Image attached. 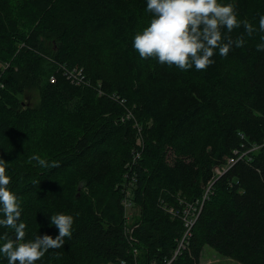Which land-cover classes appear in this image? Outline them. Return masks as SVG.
Here are the masks:
<instances>
[{"label":"trees","instance_id":"trees-1","mask_svg":"<svg viewBox=\"0 0 264 264\" xmlns=\"http://www.w3.org/2000/svg\"><path fill=\"white\" fill-rule=\"evenodd\" d=\"M220 2L256 31L222 29L243 46L182 71L133 47L147 0H0V159L18 222L34 240L58 235L52 215L74 219L36 264H200L206 245L264 264V0ZM126 190L140 212L133 242Z\"/></svg>","mask_w":264,"mask_h":264},{"label":"clouds","instance_id":"clouds-1","mask_svg":"<svg viewBox=\"0 0 264 264\" xmlns=\"http://www.w3.org/2000/svg\"><path fill=\"white\" fill-rule=\"evenodd\" d=\"M147 11L153 14L148 26L134 36L133 47L141 59L156 58L160 64L176 66L187 71L193 66L197 71L206 70L214 61V50L220 56H227L230 48L242 47L243 37L233 40L225 38L222 29L228 33L243 26L251 36L256 28L247 21H240L232 4L220 0H147ZM259 31L264 32V15L259 18ZM264 40V37H261ZM257 51H264V43L257 45ZM41 167H48V161L34 154ZM11 177L7 166L0 159V226L14 230V239L8 233L0 235V254L8 264H36L50 249L63 247L65 238H71L74 219L71 215L58 213L51 216V224L58 229L52 235H38L34 240H25L26 224L20 221L21 207L16 194L10 190Z\"/></svg>","mask_w":264,"mask_h":264},{"label":"rangeland","instance_id":"rangeland-1","mask_svg":"<svg viewBox=\"0 0 264 264\" xmlns=\"http://www.w3.org/2000/svg\"><path fill=\"white\" fill-rule=\"evenodd\" d=\"M0 69L2 68L0 67ZM0 79H1V76H0ZM26 97H28V99L34 103H37L38 101V93L36 90L29 91ZM139 213L140 212H139L138 207H134V209L131 210L129 214L130 216L129 219H131V222H130L131 227H134L132 222L135 219V217L139 215ZM129 219L127 218L126 211H125V223ZM200 264H243V263L231 257L222 255L214 247L210 245H206L200 257Z\"/></svg>","mask_w":264,"mask_h":264},{"label":"built area","instance_id":"built-area-1","mask_svg":"<svg viewBox=\"0 0 264 264\" xmlns=\"http://www.w3.org/2000/svg\"><path fill=\"white\" fill-rule=\"evenodd\" d=\"M9 66H10V63H8V62H4V63H1L0 62V67L1 68H5L6 69ZM0 76H1V74H0ZM4 85H5V83L0 79V89L3 88ZM237 160H238V157H236V156L235 157H231L229 159L228 163L222 169L221 168H217L216 169V172L219 173V174L223 173L229 167H231ZM123 202L125 204V211H126L127 218L129 219L130 218L129 214H130L131 210L134 209V202H133V199H132V195H131V191L130 190H126V196H125ZM130 222H131V219H129L127 221L126 228L129 229V234H130L129 241H132L133 242V240H134V235H133L134 227H131L130 226ZM192 223H193L192 220L187 221L188 230H187V232H186V234H185L184 237L187 236V234L189 232V229H190ZM182 245H183V241L181 242L180 246H182ZM136 252H138L137 249L135 250V253ZM177 253H178V250L175 252V256H176Z\"/></svg>","mask_w":264,"mask_h":264}]
</instances>
